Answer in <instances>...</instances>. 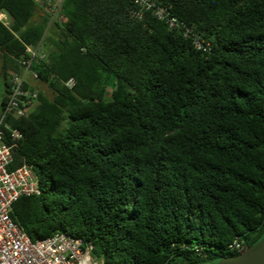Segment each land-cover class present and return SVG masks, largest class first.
Returning <instances> with one entry per match:
<instances>
[{
  "label": "trees",
  "instance_id": "trees-1",
  "mask_svg": "<svg viewBox=\"0 0 264 264\" xmlns=\"http://www.w3.org/2000/svg\"><path fill=\"white\" fill-rule=\"evenodd\" d=\"M154 1L201 47L131 0H63L52 24L38 0H0V112L25 44L42 39L51 92L6 119L23 133L9 168L39 189L11 217L100 264H211L264 235V0Z\"/></svg>",
  "mask_w": 264,
  "mask_h": 264
},
{
  "label": "built area",
  "instance_id": "built-area-1",
  "mask_svg": "<svg viewBox=\"0 0 264 264\" xmlns=\"http://www.w3.org/2000/svg\"><path fill=\"white\" fill-rule=\"evenodd\" d=\"M135 8L131 16L141 19L145 13H151L163 21L168 28L182 30L190 36L197 48L201 42L170 11L157 5L154 0H131ZM49 14V24L62 20L60 13L63 0H38ZM0 23L9 28V15L0 11ZM45 56L42 39L36 46L24 45L23 56L18 59L19 69L11 72L10 91L4 108L0 112V264H100L91 256L92 244L85 243L80 237L66 232H58L43 239L31 240L17 222L11 217L12 206L21 196L38 194L37 177L26 164L10 169L12 152L16 143L23 138V133L6 121L8 116L19 118L27 115L35 107L37 89L33 82L38 80V73L32 69L36 60ZM70 78L66 84L71 86ZM230 248L242 251L244 247L238 240Z\"/></svg>",
  "mask_w": 264,
  "mask_h": 264
},
{
  "label": "water",
  "instance_id": "water-1",
  "mask_svg": "<svg viewBox=\"0 0 264 264\" xmlns=\"http://www.w3.org/2000/svg\"><path fill=\"white\" fill-rule=\"evenodd\" d=\"M211 264H264V235L240 253L222 257Z\"/></svg>",
  "mask_w": 264,
  "mask_h": 264
},
{
  "label": "rangeland",
  "instance_id": "rangeland-1",
  "mask_svg": "<svg viewBox=\"0 0 264 264\" xmlns=\"http://www.w3.org/2000/svg\"><path fill=\"white\" fill-rule=\"evenodd\" d=\"M34 87H36L38 90L43 91L46 95L51 96V92L46 86V84L40 82L39 80H36L33 82ZM1 91V88H0ZM1 97V96H0Z\"/></svg>",
  "mask_w": 264,
  "mask_h": 264
}]
</instances>
